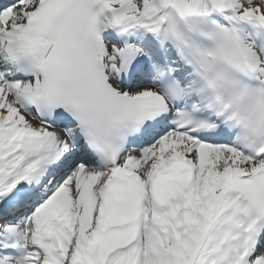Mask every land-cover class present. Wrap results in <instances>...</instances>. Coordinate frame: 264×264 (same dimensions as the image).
<instances>
[{"label":"snow or ice","instance_id":"6c2138e0","mask_svg":"<svg viewBox=\"0 0 264 264\" xmlns=\"http://www.w3.org/2000/svg\"><path fill=\"white\" fill-rule=\"evenodd\" d=\"M0 264H264V0H0Z\"/></svg>","mask_w":264,"mask_h":264}]
</instances>
